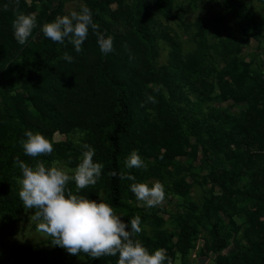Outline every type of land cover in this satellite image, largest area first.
<instances>
[{"label": "rangeland", "instance_id": "obj_1", "mask_svg": "<svg viewBox=\"0 0 264 264\" xmlns=\"http://www.w3.org/2000/svg\"><path fill=\"white\" fill-rule=\"evenodd\" d=\"M91 1L19 0L20 11L37 17L27 43L20 45L11 27L13 5L0 0V142L6 131L13 132V141L38 131L55 153L32 157L30 166L39 159L46 166L58 160L75 168L82 155L74 143L77 129L98 162L99 134L111 122L115 99L94 77L97 36L82 55L67 38L53 42L41 31L44 23ZM141 15L151 44L135 32ZM97 26L114 38L109 80L134 79L146 102L149 95L157 101L147 102L136 116L128 145L147 165L141 182L160 181L165 199L147 207L127 189L116 214L124 222L139 215L142 232L135 238L150 252L164 248L174 264L239 261L264 237V0H108L98 9ZM34 66H40L39 76ZM27 67L33 69L29 82L21 77L8 84ZM185 76L189 85L181 83ZM238 129L247 133L246 141ZM13 153H24L23 146ZM0 175L14 199L0 208V264L98 260L54 246L37 229L34 210L25 209L19 198L22 172H4L0 164ZM68 188L75 194L74 181ZM96 188L78 194L106 201L105 182Z\"/></svg>", "mask_w": 264, "mask_h": 264}, {"label": "clouds", "instance_id": "obj_2", "mask_svg": "<svg viewBox=\"0 0 264 264\" xmlns=\"http://www.w3.org/2000/svg\"><path fill=\"white\" fill-rule=\"evenodd\" d=\"M13 5L14 19L11 27L18 44L25 45L37 26L35 13H24L19 10V0H10ZM9 4L4 5L8 11ZM97 36L101 53L107 55L113 51V37L99 32L93 21L92 11L81 4L79 11L67 15H58L52 22L43 24V35L53 42L64 43L65 38L74 45L77 53L86 40L89 28ZM64 59L72 62L73 57L65 53ZM147 102L156 103L153 96H147ZM144 104H141L143 107ZM74 143L82 149L80 162L75 168L63 166L54 160L46 166L37 159L34 166L19 161L22 178H17L20 185L19 198L25 209H33L31 216L37 222V229L51 237V243L65 249L71 255H85L99 259L103 256H117V264H174L164 248L149 251L140 239L135 237L142 232L141 218L133 217L124 222L113 207L99 197V202L78 194L80 190L95 186L101 177L104 165L94 162L95 150L88 143H81L84 135L75 130ZM26 139L21 141L24 153L37 158L51 155L52 143L40 132L26 131ZM126 167L147 168L138 150H133L126 159ZM117 177L115 171L110 173ZM119 179L135 181V176L121 172ZM70 181L75 183V194L68 188ZM131 191L136 199L147 207H155L165 199V187L160 181H153L151 186L146 182L132 183Z\"/></svg>", "mask_w": 264, "mask_h": 264}, {"label": "trees", "instance_id": "obj_3", "mask_svg": "<svg viewBox=\"0 0 264 264\" xmlns=\"http://www.w3.org/2000/svg\"><path fill=\"white\" fill-rule=\"evenodd\" d=\"M108 0H92L87 5L92 11L93 21L97 24L98 22V9ZM146 17L141 15L140 19H137L135 23V32L136 34L147 44H151L153 42V37L148 30L147 26L144 24ZM94 37V32L89 28L88 36L86 40L81 45V53L82 55L86 54L88 49V43ZM97 51H98V60L97 67L94 72V77L96 81L103 86L104 88H109L111 95L115 99V108L112 110L110 119L111 122L106 126V130L104 133L99 134V147L100 150L96 154L99 163L104 165V168L101 173V177L98 181H104L106 184V188L108 191L106 203H109L114 211L121 208V195L123 191L127 189H131L132 183L141 182L142 177V168H127L126 167V159L130 155V153L135 150L131 148L128 143V138L133 131V127L135 121L137 120V115L143 110V107L146 105V101L143 98V93L137 82L133 80H119L112 79L109 80L107 67L109 65V57L108 54L105 55L101 53L99 49V45L97 43ZM45 64V61H44ZM36 70L37 75L40 74V66L33 68ZM31 68H23L17 74H12L9 82H14L19 80L21 77H24L26 82L30 81L32 78V70ZM190 80L185 76V80L181 81L182 85H189ZM175 83H180V80L175 81ZM6 88V87H5ZM142 93V94H141ZM144 104L141 107V104ZM237 133L242 134L244 136V141H246L247 133H244L241 129H238ZM6 138L0 142V164L3 165L4 172H22L19 168V164L17 163V159L19 161L25 162L30 166L32 157L27 156L25 153L22 154H12L10 155V151L13 152L17 147L22 148V144L20 139H14L13 132L6 131L4 133ZM154 140V138H153ZM175 145L179 143L178 140L174 139ZM15 153H18L15 152ZM55 153H52V156ZM12 156V157H11ZM10 158V159H9ZM53 159V158H51ZM50 160V158L48 159ZM115 171L117 173V177L111 176V172ZM123 172L126 175L135 176V181L124 179H119V174ZM0 208L4 209L10 207V203L12 202V195L8 196L9 187L4 182V176L0 175ZM98 183V182H97ZM4 186V187H3ZM96 188L95 186H89L85 190V193L90 194ZM14 200V199H13ZM130 222L128 220L125 221ZM215 235L219 237V230H215ZM114 258H118L117 256H103L96 260L93 264H109ZM239 261H229L227 259H222L221 264H264V237L261 242L255 243L251 245L246 252L243 253V256L238 259Z\"/></svg>", "mask_w": 264, "mask_h": 264}]
</instances>
